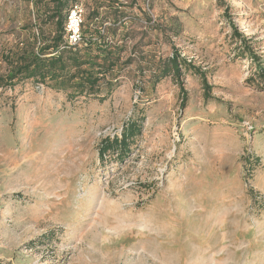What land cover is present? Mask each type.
<instances>
[{
    "label": "rangeland",
    "instance_id": "1",
    "mask_svg": "<svg viewBox=\"0 0 264 264\" xmlns=\"http://www.w3.org/2000/svg\"><path fill=\"white\" fill-rule=\"evenodd\" d=\"M30 1L0 0V53ZM111 1L135 63L106 101L0 89V264H264V86L228 25L264 66V0H78L82 18ZM173 51L209 92L158 79ZM136 119L126 157L100 160Z\"/></svg>",
    "mask_w": 264,
    "mask_h": 264
},
{
    "label": "trees",
    "instance_id": "2",
    "mask_svg": "<svg viewBox=\"0 0 264 264\" xmlns=\"http://www.w3.org/2000/svg\"><path fill=\"white\" fill-rule=\"evenodd\" d=\"M33 19L26 18L18 28L15 42L0 53L4 72L0 89L13 90L20 84L62 93L68 103L77 100L106 101L120 84L125 71L135 62L129 49L132 19L126 7L116 1L92 3L79 25V37L69 43L67 17L78 0H31ZM226 15V10H225ZM31 16V13H30ZM238 52L254 65L264 86V66L258 63L252 47L228 22ZM193 71L209 92L204 75L180 60L176 51L166 63L159 61V78H179L181 71ZM181 85V83L179 84ZM182 86V85H181ZM180 92H184L182 88ZM207 96V95H205ZM142 119L127 123L120 137L105 138L98 145V157H126L133 139L139 135Z\"/></svg>",
    "mask_w": 264,
    "mask_h": 264
},
{
    "label": "built area",
    "instance_id": "3",
    "mask_svg": "<svg viewBox=\"0 0 264 264\" xmlns=\"http://www.w3.org/2000/svg\"><path fill=\"white\" fill-rule=\"evenodd\" d=\"M79 5L80 4H75L67 17L66 30L69 34V43H75L79 37V25L82 22V10Z\"/></svg>",
    "mask_w": 264,
    "mask_h": 264
}]
</instances>
